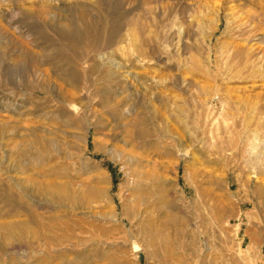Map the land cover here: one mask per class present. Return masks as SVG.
Wrapping results in <instances>:
<instances>
[{
	"label": "rangeland",
	"instance_id": "obj_1",
	"mask_svg": "<svg viewBox=\"0 0 264 264\" xmlns=\"http://www.w3.org/2000/svg\"><path fill=\"white\" fill-rule=\"evenodd\" d=\"M2 193L0 264H264V0H0Z\"/></svg>",
	"mask_w": 264,
	"mask_h": 264
},
{
	"label": "bare ground",
	"instance_id": "obj_2",
	"mask_svg": "<svg viewBox=\"0 0 264 264\" xmlns=\"http://www.w3.org/2000/svg\"><path fill=\"white\" fill-rule=\"evenodd\" d=\"M75 28V27H74ZM72 31V30H71ZM75 33V32H74ZM70 34H72V33H70ZM72 37V36H71ZM235 56H236V58L238 59V58H240V59H244V55H243V53H242V50H237L236 51V54H234ZM235 58V59H236ZM246 58V57H245ZM238 72V71H237ZM37 176V175H36ZM49 177V176H48ZM41 185H39V186H41V187H43L44 186V184L45 183H43V186H42V183H40ZM49 185V184H48ZM36 187H38V186H36ZM40 187V188H41ZM45 187H47V185L45 186ZM49 187V186H48ZM40 188H38V189H40ZM52 188V187H51ZM49 189V188H48ZM46 190V189H45ZM41 191V190H40ZM49 191V190H48ZM42 192V191H41ZM95 192H97V194H102L103 192H105L104 190H102V193H101V190L100 189H95ZM44 194H45V192H43ZM5 194V193H4ZM3 193H2V195H0V201H2V202H4V203H6L7 205H8V207H9V210L12 212L11 214L13 215V214H15L17 211H16V207H17V203H16V200H14V196H9V195H4ZM52 196V195H51ZM97 196H99V195H97ZM5 206V205H4ZM19 211L21 210V211H23L24 209L22 208V207H20V206H18V208H17ZM43 209H44V207H43ZM26 210V209H25ZM10 213V212H9ZM8 213V214H9ZM26 213H27V211H26ZM5 214V213H4ZM6 215V214H5ZM33 216V215H32ZM31 216V217H32ZM56 216V215H55ZM34 220H38L37 219V217L36 216H33L32 217ZM61 220V219H63V216H58V217H51V218H48L47 219V225H46V227H45V231H46V234H50V232L52 233V237L50 238V244H52L53 242H56V244L58 243L59 245L61 244V243H63V239L64 238H66V240H67V238H68V233L64 230V228L61 226V224H63V223H61V224H57V223H54V224H52V226H48L49 224H48V222L50 221V220ZM66 219V218H65ZM23 221V220H22ZM25 221V220H24ZM23 221V222H24ZM115 221V220H114ZM113 221V222H114ZM128 221H130L131 222V220L130 219H128ZM15 222V221H14ZM28 221L26 220V223H27ZM51 222V221H50ZM25 223V222H24ZM36 223H38V222H36ZM42 223V222H41ZM172 225H175L176 223H175V221L172 219ZM31 225V224H30ZM114 225V224H113ZM113 225H111V227L113 226ZM20 226H21V224H20ZM20 226H18V223L17 224H14V223H12V225H8V226H5V224L4 225H2L1 223H0V251L1 252H3L4 251V249H7V247L9 248V245L11 244V241L13 242L14 240V238H16L17 237V239L18 240H23V238H24V235L26 234H24V229H25V226H24V224H23V227H20ZM30 227V226H29ZM36 228V227H35ZM26 229H27V227H26ZM39 229V228H38ZM42 229V228H41ZM44 229V228H43ZM72 229V228H71ZM67 230V229H66ZM73 230V229H72ZM24 231V232H23ZM34 231V230H33ZM40 231V230H39ZM162 231V230H161ZM161 231L159 232V234L161 233ZM28 232V231H27ZM43 232V231H42ZM66 232V233H65ZM30 233V232H29ZM33 233V232H32ZM65 233V234H64ZM34 236H36V237H38L37 236V233L35 232L34 233ZM42 236H43V234H42ZM70 236V235H69ZM159 236V235H158ZM155 237V236H154ZM77 238V237H76ZM65 240V241H66ZM74 240H76V239H74ZM160 240V239H159ZM17 241V240H16ZM169 242H170V239L167 237V235L166 234H163V235H161V243H160V250L161 249H163L164 247H166L167 245H169ZM49 244V242L48 243H46V245H45V248H46V246H48V245H50ZM55 244V243H54ZM53 244V245H54ZM171 244V243H170ZM11 248H12V246H11ZM42 248V247H41ZM10 249H7V251L8 252H6L5 254H6V256L8 257V255L10 254V253H12L13 255H19V253L20 252H18V250H14V251H12V252H10L9 251ZM23 252H25V251H23ZM22 252V255L20 254V256H21V258H23V259H25L26 258V256H25V254ZM62 253H64V252H62ZM153 255L155 254V255H157V252H153L152 253ZM3 255V254H2ZM66 256V255H65ZM51 257V256H50ZM53 257V256H52ZM20 258V259H21ZM19 259V258H18ZM52 259V258H51ZM53 260H56V261H58L59 260V264H73V263H69V260H67L66 259V257H64V256H62L61 255V253L59 254V255H57L56 256V259H54L53 258ZM38 261V260H37ZM43 261H44V259H43ZM43 261H41L40 260V262H43ZM50 263H52V262H50ZM49 263V264H50ZM80 263V261L78 260L75 264H79Z\"/></svg>",
	"mask_w": 264,
	"mask_h": 264
}]
</instances>
